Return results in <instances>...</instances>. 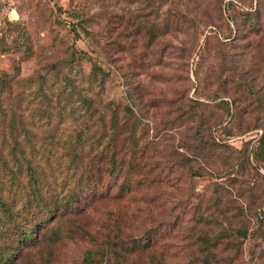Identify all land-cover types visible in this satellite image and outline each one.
<instances>
[{"label": "rangeland", "instance_id": "1", "mask_svg": "<svg viewBox=\"0 0 264 264\" xmlns=\"http://www.w3.org/2000/svg\"><path fill=\"white\" fill-rule=\"evenodd\" d=\"M157 7V0H0V75L10 77V88L0 95V155L6 160V165L0 161V192L9 198L12 214L8 225L6 220L0 224V245L10 246L8 264H205L204 254L197 252L203 246L197 237L201 231L208 239L229 235L216 241L209 264H264V225L255 230L258 216L251 202L255 195L264 197L259 175L264 171H254L245 161L230 175L217 174L211 171L221 167L220 158L193 160L192 125L177 118L170 104L178 95H192L196 77L200 86L204 79L215 83L217 52L207 50L197 65V48L191 52V41L180 33L167 28L164 35L149 37L147 28L154 32L158 23ZM75 24L76 33L70 30ZM18 31L25 33L32 52L15 74V61L22 56L15 43ZM88 31L93 36L85 35ZM177 39L185 41L184 50L177 49ZM71 46L89 56L64 69L77 88L80 81L87 85L90 65L96 63L108 72L99 98L117 103L120 110L127 88L139 96L143 164L134 169V184L125 190H109L110 177L101 172L100 181L90 179L78 191L74 212L59 217L25 208L22 197L11 198L3 190L20 193L27 184L24 165L16 169L9 158L12 151L31 161L42 193L52 186L60 196L74 181L66 177L62 186L51 178L59 176V169L63 175L67 163L64 125L77 128L80 122L70 123L76 113L66 107L73 110L75 98L59 93L60 76L51 86L48 78L55 74L51 62L68 59ZM257 52L264 53L251 52L253 66L260 69L256 82L264 84V62H259L264 56ZM255 130L229 139L231 151ZM197 166L212 175H192L190 168ZM240 226L247 227L248 235L236 247ZM6 228L11 234L26 229L29 236L11 239Z\"/></svg>", "mask_w": 264, "mask_h": 264}, {"label": "trees", "instance_id": "2", "mask_svg": "<svg viewBox=\"0 0 264 264\" xmlns=\"http://www.w3.org/2000/svg\"><path fill=\"white\" fill-rule=\"evenodd\" d=\"M157 5L158 23L154 32L147 28L149 37L162 36L167 33L165 29H172L191 41V52L197 48L195 64L198 65L202 61L204 53L209 49L217 52L216 59L220 64L214 76V84H209L204 79L200 86V80L196 77L197 83L195 82L192 87V95L190 97L178 95L170 103L173 111L177 113V118L192 125L190 134L191 139L195 141L193 160H200L203 156L220 158L221 167L213 168L211 171L217 174L230 175L229 171L245 161L252 164L254 171H264V84L256 82L260 69L253 66L255 63L252 61L251 53L254 50L264 52V0H157ZM75 12L78 11H71ZM76 25L78 24L71 25L70 28L74 33ZM84 33L89 37L93 36L92 31ZM252 36L256 37L255 42H250ZM248 37L250 40H247ZM177 41V49L184 50L185 41L179 39ZM15 43L16 46L22 47V56L15 61L16 74L19 70L18 63L23 57L28 56L32 49L24 32L18 31ZM68 54V59L51 62L49 69L55 74L48 78L51 86L54 84L53 79L60 76L62 87L59 93H63L66 98H75L76 104L73 101L70 104L72 106L74 103L75 106H72L74 109H69V106L66 108L71 113H76V120L70 123L78 121L80 126L76 128L69 124L64 125L63 156L67 158V163L62 170L63 175L59 169V176L52 174L51 178L53 183L59 182L62 186L67 184L66 177L74 178V181L60 196L54 192L52 186L50 192L42 193L38 175L31 161L29 159L24 161L23 156L20 160L12 151L9 158L16 169L24 165L27 184L26 187L20 188V193L9 189L3 190L6 195L10 193L11 198L22 197L25 208L52 215L56 213L59 217L74 212V205L78 206L80 201L77 197L78 191L85 184H89L90 179L100 181L101 172L106 171L110 177L109 190L112 187L125 190V187L134 184L130 177L134 169L143 164L139 156L140 152L142 153L139 140L142 139L140 130L144 125L143 104L139 96H136L137 93L132 92V88H127L124 92L125 102L120 110H117L119 107L117 103L103 101L97 93L102 90L108 72L96 63L90 65L87 85L84 86L80 81L77 88L74 78L68 73L70 64L89 56L74 46L70 47ZM262 54L264 56V53ZM259 62H264V58ZM253 67L257 69L256 74H253L255 71ZM204 82L206 84L203 85ZM93 83L94 86L91 88ZM9 88L10 77L1 74L0 95ZM70 112H65V115ZM251 129H256L253 135L243 140V146L232 152L228 140ZM16 144L17 142H14L11 150H14ZM1 145H4V142ZM2 158L0 155L1 164L6 165V160ZM190 171L192 175L197 176L212 175L201 166L190 168ZM259 175L264 180V175ZM250 190L254 192L253 189ZM2 194L0 192V224L6 220L8 225L12 218L9 198L3 197ZM251 202L258 216L255 230H261L264 225V197L255 195ZM4 230L9 232L6 234L11 239L22 240L29 236L26 229L18 230L17 233L12 231V234L8 228ZM235 231L234 235L238 237L236 247H239L247 238L248 229L240 226ZM260 234L264 235L262 231ZM197 235L203 246L196 251L204 254L202 263L205 264H209V258L214 257L212 249L216 248V241L229 237L220 233L208 239L203 231ZM9 247L0 245V264H8L12 260L13 254ZM87 264L92 262L88 260Z\"/></svg>", "mask_w": 264, "mask_h": 264}]
</instances>
